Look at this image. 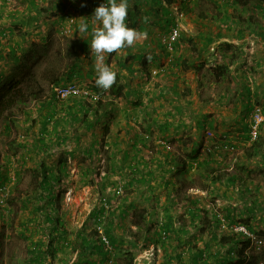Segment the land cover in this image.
I'll return each instance as SVG.
<instances>
[{
  "label": "rangeland",
  "instance_id": "1",
  "mask_svg": "<svg viewBox=\"0 0 264 264\" xmlns=\"http://www.w3.org/2000/svg\"><path fill=\"white\" fill-rule=\"evenodd\" d=\"M4 1L5 19L1 21V31L5 38V54L2 64L5 76L13 73L19 65L25 64L29 70L37 75L43 87L44 96H46L44 100L48 99L49 96L53 97V91L58 84H51V71L54 67H59L60 73H63L62 71L66 70L65 66L74 60L75 56L74 54L71 55L72 53L70 54L69 50L72 43L78 41L76 38L74 39V32L75 29L78 30L79 28L78 20L85 21L81 19L82 13L86 20L90 18V16L87 18V15H85L87 6L82 0H79L80 2L78 0H34L38 7L49 8L48 13H41L40 10L32 6L30 0ZM101 3H103V0ZM53 4H59L58 9L55 11L52 9ZM86 4L88 3L86 2ZM29 5L31 9L33 7L32 13L24 10ZM260 6L264 7V0H249L246 6L233 0H175L170 9L172 11L171 17L176 25L166 28L163 25L149 23L152 26L150 31L153 37L160 38L164 42V39L170 35L171 30L178 28L179 37L181 34H185L186 37L192 38L193 42L191 43L194 54L196 56L198 54L204 55L203 58L206 64L213 66L212 68L215 70L217 66H222L224 62H227L223 55L224 51H230L221 37L228 36L232 38L236 36L237 26L242 25H238L239 22L234 23L230 19V13L239 16V19L244 17L242 23L246 25L243 24V27H240L244 29L246 35L252 36L253 31L251 32L246 19L250 15L257 16L264 24V14ZM80 10L83 12L80 13ZM205 33L207 34L206 38L210 37L214 40L210 43L207 42V39L203 37ZM86 35L88 34L81 33V37ZM199 38L206 39V41H202L203 45L206 42L204 46L199 44L198 41L194 42L195 39ZM204 48L206 50L203 53ZM76 54L84 56L88 60L87 62L93 59L90 48L87 49V52L80 51V48H77ZM105 56L107 57V54ZM201 60L203 66L201 71L208 74L211 69L206 68L205 62H203V59ZM157 70L153 71V74L157 73ZM27 71L28 69L21 70V74H26ZM68 83H80L93 94L100 96L101 99L108 100L109 89L104 90L97 87L95 78L74 77ZM83 99L87 100V98ZM71 100V98L59 100L57 103L59 106H65L70 104ZM88 100L92 103L96 101V99L91 98ZM133 112L136 114L134 116H139L138 111L134 110ZM45 113V109L42 112L39 111L38 102L31 100L24 108L17 107L16 123L12 125L11 130L4 131L5 129H2L0 137V264H24L25 260L29 258L27 251L31 241H44L47 244L51 239L50 237L47 239V233L41 225L39 226L30 221L35 217L42 220L45 213L51 210L49 199L43 203V210L38 214L35 213L34 199H27V207H22L26 196L36 193L33 190L35 182H33L34 177L30 169L35 167L41 159L54 168L60 164L64 167L60 181L54 185L56 196L52 206L55 209L51 213L65 223L60 228V237L52 239L59 248L57 257H47L45 259L47 261L42 264H63L62 259L67 263H70L74 258L75 260L78 259L80 254V252L79 254L77 252L79 247L76 237L78 234L83 233L91 236V233L97 227L102 234L104 227L107 226L110 220L111 206L114 207L116 203L121 201L120 199L124 200L125 198L126 192L122 187L124 181L116 180V185H114L115 176L111 178L109 175V155L108 150L104 148V135H107L108 130L110 131L111 128L108 127L109 113L102 114L101 121L90 129L82 121L73 123L61 120L58 132H54L52 121L48 125L50 135L43 142L40 139V130L42 116ZM129 113L133 115L132 111L120 108L116 111V116L123 120L129 116ZM251 116L252 114L248 115L247 111L244 112V122L250 124ZM115 126L116 123L112 126L114 131L124 125L118 124L116 128ZM244 142L245 145L237 146L236 143L235 149L223 151L221 154L224 162L228 164L231 162L232 165L234 163V168L237 167L239 170L243 163H246L249 167L255 160L254 157L248 161L245 159L246 152L254 141H249V138H247ZM247 144H250L249 147L246 146ZM204 153L207 155L216 154L207 149ZM216 155L218 156V154ZM23 161L25 164H23ZM220 172L222 171L217 170L213 173L216 179L213 176L205 177L203 171L198 172L195 175L194 185L200 190H192L189 195L197 198L199 205L206 209L210 216L221 214L228 221H231V217L234 216L237 221L241 217L243 223L233 222L251 227L256 235V244H263L264 204L260 203L253 213H247L246 206H243L246 213L243 216L240 215V209L238 208L242 205L239 204L240 201L237 199L239 192L236 188L228 186L222 181H217V174ZM250 173L244 171V177L246 176L249 180L254 178L264 181V174L263 177L258 175L252 177ZM103 202H107V207L105 212L99 215V219L106 220V224L99 222L98 219L96 220V212H99ZM253 215H256V220L252 221ZM158 218L160 219V216ZM158 220L151 221V224H156ZM130 221L129 216L117 219L114 232L119 240V250L111 247V251H108L109 258L104 264H126L125 258L127 256L124 253L128 247L134 249L137 253L130 264H159L163 249H160L161 252L157 253V247H154L152 242L147 244L140 238L135 248L130 246L132 245L129 242ZM24 222L25 224H23ZM22 232L30 239H25L21 234ZM140 235L142 236V233ZM190 236L195 249L202 248L209 238L207 232L203 233L201 228L194 227ZM123 240L124 242H122ZM216 248L215 245L212 250ZM165 249H168V247ZM182 249L186 250V248ZM193 255L192 250H187L180 260H175V264H192ZM94 257L97 260L99 259V255ZM129 262V259H127V263Z\"/></svg>",
  "mask_w": 264,
  "mask_h": 264
},
{
  "label": "crops",
  "instance_id": "2",
  "mask_svg": "<svg viewBox=\"0 0 264 264\" xmlns=\"http://www.w3.org/2000/svg\"><path fill=\"white\" fill-rule=\"evenodd\" d=\"M82 1L87 6L85 15L90 18L86 22L82 13L81 19L85 21L79 19L78 27L85 22L92 24L91 16L94 9L102 2V0H86L88 3L86 4L85 0ZM128 5V8L135 7L140 13L138 18L132 16V20L137 21L136 26L142 27L145 23L146 27L145 32L140 33L131 47L119 49L105 56V63L120 78L117 84L122 85L120 96L108 93V100L113 102V107L108 112V127L111 128L110 131L108 130L109 133L104 135V148L108 150L109 155V175L111 178L115 176L114 185L116 180L124 181L126 192L124 200L120 199L121 201L114 205L112 218L115 223L121 217L129 216L132 220L134 209H147L150 221L158 220L160 216V221L154 223L151 229L149 237L152 238L157 236L160 225L169 219V215L176 227L185 224L186 232L181 235L184 242L190 239L191 231L193 227L197 228L195 225L200 219L198 216L193 217L191 213L195 208L202 206L199 205L197 198L189 195L192 190H200L194 185L195 175L200 171L208 177L220 170L222 172L217 174V178H221V181L228 186L249 188V192L245 194H241L238 190L237 199L242 205L238 208L240 215L244 213L243 206L250 204L254 198L256 207H259L260 203L264 204V181L254 178L249 180L244 177V171L234 168V163L232 165L231 162L230 164L224 162L221 155L224 150L220 149L222 141L225 140H232L237 146L245 145L244 141L249 135V124L244 122V112L247 111L248 115H251L253 110L259 107L264 114V37L254 31L252 36L246 35L245 31H240L244 23H237L242 25L237 26L236 36L221 37L230 51H224L223 54L227 60L223 65H228V69L223 73H217L213 70V66L206 64L204 55L194 54L192 38L186 37L185 34H181L175 41L174 49L167 48L162 39L153 37L150 24H155L157 21L155 19L151 21L144 15V11L148 8L144 0H128ZM32 9L29 5L24 10L32 13ZM4 10L5 1L0 0V79L5 76L2 67L5 38L1 31V21L5 19ZM82 10L84 11L83 8ZM82 10L79 12H83ZM128 19H131L129 13L126 17L127 25ZM255 27L258 30L259 27L252 24V28ZM203 35V37L207 36L206 33ZM75 38L78 40L73 43L75 48L87 52L83 40L89 41L90 44V40L87 39L89 35L81 37V33L79 34L75 29ZM209 38H206L207 42ZM206 39L199 38L194 42L198 41L203 45L202 41ZM205 50L204 48L203 53ZM79 57L82 61L78 63L77 71L81 70L87 75V67L89 65L94 67V55L90 62H87L84 56ZM201 59L205 62V67L211 69L208 74L201 71L203 70ZM155 70L157 73L153 74ZM92 75L93 78L96 77L95 69ZM120 108L132 111L133 115L130 112L128 117L121 120L116 116V111ZM134 110L139 112V116H134L136 115ZM115 123L116 126L118 124L124 126L114 131L112 126ZM207 129L214 132V138H207L205 134ZM262 140H264V123L258 142ZM206 149L218 156L205 154ZM252 150L255 160L247 167L250 169L249 173L251 172L252 177L255 175L263 177L264 165L261 154L264 152V144L258 152L255 144ZM113 166L116 167L115 170H112ZM238 171L241 177L237 185H233L229 180ZM121 210H125L123 216L120 214ZM255 216H252V221L256 220ZM130 224V230L135 231L137 227L131 221ZM46 233L48 239L49 234L47 231ZM171 236L167 245L154 244L157 253L163 249L159 264H165L169 254L175 258L178 252L189 251L188 245L185 247L186 250L179 249L180 241L174 238V234ZM166 247L168 249H165ZM77 250L79 254L80 250ZM57 255L58 251L55 257ZM157 256L159 257L158 254ZM87 258L79 254V258L76 260L74 258L70 263L80 261L88 264ZM95 260L97 259L93 257L92 264H95ZM175 260L171 264H175ZM61 261L63 264L66 262L63 259ZM70 263L66 262V264Z\"/></svg>",
  "mask_w": 264,
  "mask_h": 264
},
{
  "label": "trees",
  "instance_id": "3",
  "mask_svg": "<svg viewBox=\"0 0 264 264\" xmlns=\"http://www.w3.org/2000/svg\"><path fill=\"white\" fill-rule=\"evenodd\" d=\"M175 0H144L146 6L148 7L144 11V15L150 18V20L157 21L155 24L163 25L166 28H170L175 25L173 18L171 17L170 6L174 3ZM237 3H241L242 5H247L249 0H233ZM251 2V1H250ZM32 6L36 9L40 10L41 13H48L49 8H40L36 5L34 0L31 1ZM59 4H53L54 7L52 9L55 11L58 9ZM233 6V5H232ZM261 11L264 14V7L260 6ZM128 13L131 16V19H128V25L130 28L137 30L139 33L145 32V23L142 27L136 26L137 21L132 20V16L138 18L140 13L134 8H128ZM230 19L234 23H242L244 17L239 19V16L230 13ZM146 20V19H145ZM250 23L251 32L254 31L256 34L258 33L260 36L264 37V24H262V20L258 19L257 16L250 15L246 19ZM88 22V21H86ZM252 24L257 25L258 30L252 28ZM91 25H89V30H91ZM136 26V27H135ZM240 31H244V29H240ZM241 32V34H242ZM240 34V35H241ZM89 35V34H88ZM243 35V34H242ZM88 40H91L89 35ZM214 39L209 38V43ZM85 43L84 47H86V51L88 48L89 41L83 40ZM75 43V41L73 42ZM72 43L70 48V54H74V60L67 64L66 70L60 73L59 67H54L51 71V84H58L57 86H64L68 84V81L72 80L74 77H86L92 78L94 77V67H87V75L81 72V70L77 71L78 63H80V58L76 54V49L74 44ZM230 47V45H229ZM233 59V57L231 58ZM28 69L26 74H21V70ZM226 69H228V65H220L215 68L214 71H218L217 73H223ZM23 73V72H22ZM82 75V76H81ZM96 78V77H95ZM119 76H116L115 83L111 86L108 91L109 94L120 96L122 85H118ZM108 94V95H109ZM44 90L40 81L35 74L29 70L25 64L19 65L13 73L8 74L0 79V137L2 134V129L4 131H9L12 128V125L16 123V110L17 107L24 108L31 100L38 102L39 111L46 110V113L42 116V126H41V137L40 139L45 142L47 136L50 135L48 125L53 121L52 130L54 132H58V127L60 125L61 120H65L66 122H84L87 124V128H92L95 124H98L101 121V115L107 114L110 110H112L113 102L109 100L97 99L96 101L89 102L87 99L78 98V97H70L72 102L67 105H60L57 103L59 99L56 97L55 92L53 91V97H50L44 100ZM68 98V99H70ZM59 111L61 116H59ZM59 113V114H58ZM58 115V116H57ZM264 123V122H263ZM263 126V124H262ZM261 126V129H262ZM260 129V131H261ZM250 130V124H249ZM249 134V132H248ZM60 136V135H58ZM260 137V135H259ZM259 137L256 141L252 142V145L246 152L245 159L251 160L254 157V151L252 148L254 144L257 146L256 152L261 149V146L264 144V140L262 142H258ZM249 138V135L248 137ZM262 155V161L264 165V152ZM23 164L24 161H23ZM247 164L243 163L240 167V171H246L249 173L247 168ZM120 168V167H119ZM116 167L113 166L112 170H115ZM33 173V182H35V187H33L34 192L32 194H26V200L22 205L23 208L27 207V199H34L36 210L35 213H39L43 210V203L49 199L51 203V210L45 213L43 219H39L35 217L30 219L31 223H35L37 225H41L45 231L48 232L49 239L48 243L45 244L44 241L36 242L32 241L28 247V259L25 260L24 264H42L45 262L47 257H55L57 251L59 250L57 244L54 243L52 239H58L60 237V228L65 225V223L55 215L51 213L53 208L52 204L54 198L56 196L54 185L58 183L61 179V173L64 171L63 165H58L54 168L52 165H47L45 160L41 159L37 162L36 166L30 169ZM231 176V175H229ZM241 177V173L238 171L234 174V177L230 178L229 182L233 183V185H237L238 179ZM1 179V176H0ZM217 181H221V178H217ZM122 187L125 189V185L122 183ZM248 187H237L236 190H240L241 194L248 193ZM251 193V192H250ZM14 201V199L12 198ZM42 202V203H41ZM16 203V202H15ZM40 205V206H39ZM246 212L253 213L256 209V199L254 198L252 202L246 205ZM107 207V202H103L101 205L99 212H96L97 218L99 222L106 224V220L99 219V215L105 212V208ZM114 207L111 206L112 211L109 214V222L107 226L104 227V230L101 234L99 228L94 229L91 233V236L87 234H78L76 237L78 249L80 250V256L88 257V264H92V258L95 255H99V259L95 260V264H104L106 260L109 258L108 251H111L110 248H114L115 250L119 246V240L114 232L115 220H113L112 216L114 214ZM242 214V216L246 213ZM125 213V210H121V215ZM148 210L147 209H134L132 213L131 223L137 227L135 231L130 230L129 242L132 248H135L142 238L145 242H152L153 244L162 243V245H167L169 240L172 238V234H174V238L180 241L179 249L185 248L188 245V249L192 250L193 262L192 264H264V243L261 245L256 244L254 240L250 237H247L245 234L239 232H224L220 230V220L218 216L215 214L210 216V213L202 208L198 207L192 211V215L198 216L199 222L195 227L201 228L203 233L207 232L208 239L205 241V244L202 248H196L192 243V240H185L183 242V233L186 232L185 224H181L176 227L174 222L171 220L168 215V220L162 222L159 227L158 234L155 237H149L151 229L153 228V223L151 224L150 219L148 218ZM123 216V215H122ZM243 219L239 217L237 221L234 217H231V222H244ZM25 224V222L23 223ZM47 228V229H46ZM252 230L251 227H249ZM44 231V232H45ZM253 231V230H252ZM56 232V233H54ZM142 233V236L139 234ZM25 239H30L24 232L21 233ZM55 234V235H54ZM103 235L108 239V245L102 238ZM184 235V234H183ZM161 238V239H160ZM124 242V240L122 241ZM216 245V249L212 250L213 246ZM111 248V249H112ZM61 249V248H60ZM109 249V250H108ZM119 250V248H118ZM88 252V254H86ZM127 257L126 264L132 263L133 259L137 255L134 249L128 247L127 251L124 253ZM183 253L178 252L177 259L182 258ZM172 254H169V257L166 259L165 264H171L175 260ZM81 259V258H80ZM127 259H129V263H127ZM97 262V263H96ZM73 264H83L80 261H76Z\"/></svg>",
  "mask_w": 264,
  "mask_h": 264
},
{
  "label": "clouds",
  "instance_id": "4",
  "mask_svg": "<svg viewBox=\"0 0 264 264\" xmlns=\"http://www.w3.org/2000/svg\"><path fill=\"white\" fill-rule=\"evenodd\" d=\"M128 7V0H103L91 16V30L86 22L78 28L79 34L87 33L91 37L88 44L95 57V84L104 90L111 88L116 81V73L105 63V54L131 47L140 35L126 23Z\"/></svg>",
  "mask_w": 264,
  "mask_h": 264
},
{
  "label": "built area",
  "instance_id": "5",
  "mask_svg": "<svg viewBox=\"0 0 264 264\" xmlns=\"http://www.w3.org/2000/svg\"><path fill=\"white\" fill-rule=\"evenodd\" d=\"M179 37V30L178 28H174L171 30L170 35L164 39V43L167 48L172 49L175 41ZM56 97L59 100H66L70 97H81V98H87V99H100V96L97 94H93L89 89L84 87L80 83H68L64 86H56L54 90ZM264 122V114L262 112V109L259 107H256L251 116L250 120V130H249V141H255L258 139L260 135V129ZM208 138L214 137V132L212 130H207L206 132ZM161 142V141H160ZM236 143L232 140L229 141H222V144L220 146L221 150L224 151H231L235 149ZM208 150V149H207ZM218 219L220 220V230L224 232H239L242 234H245L247 237H250L252 240L256 242V235L255 232L250 230L248 226L242 223H234L231 221H228L225 216H221V214H218ZM106 244L108 245L109 241L108 239L103 235L102 237ZM257 243V242H256Z\"/></svg>",
  "mask_w": 264,
  "mask_h": 264
}]
</instances>
